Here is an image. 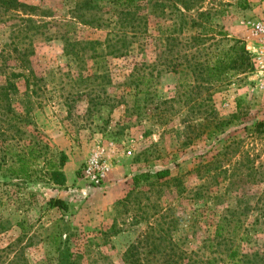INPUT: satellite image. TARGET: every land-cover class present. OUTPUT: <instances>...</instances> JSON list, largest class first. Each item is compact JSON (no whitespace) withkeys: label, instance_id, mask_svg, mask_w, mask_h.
Returning <instances> with one entry per match:
<instances>
[{"label":"rangeland","instance_id":"obj_1","mask_svg":"<svg viewBox=\"0 0 264 264\" xmlns=\"http://www.w3.org/2000/svg\"><path fill=\"white\" fill-rule=\"evenodd\" d=\"M18 1L37 7L33 13L37 28L20 31L21 21L13 12L0 22V85L11 77L23 93L25 80L16 75L31 76L30 125L22 127H29L52 151L68 156L63 168L67 184L22 181L0 172V223L5 227L0 228V263L12 259L16 264V240L21 234L17 224L22 220L34 225L38 235L25 250L28 262L47 263L54 250L45 243L43 227L52 232L61 218L69 223L74 252L84 254L80 264H208L210 252L204 242L213 237L216 224L225 215L242 221L237 232L242 252H264V134L248 132L264 122V90L255 68L264 47V37L256 32L258 23L264 25V2L248 0V7L239 6L238 0L205 2L209 25L226 33L229 41L242 40L254 62L253 71L231 74L230 80L211 86L198 78L200 71L185 80L187 74L164 69L158 27L170 22L156 15H150L141 53L107 56L96 64L90 46L77 47L82 50L77 57L67 54V46L69 42L106 40L105 26L74 18V13L85 12L88 19L94 4L102 0H89L90 6L85 5L88 0ZM104 5L102 20L115 21L109 5ZM199 15L197 9L188 14L197 20ZM199 32L194 28L184 37ZM211 43L199 46L202 53L196 51V45L195 60L204 61ZM220 44L231 43L220 40ZM18 46L29 62L27 69L21 66ZM178 50L185 51L182 46ZM142 63L157 68L149 94L138 93V76H132L134 67ZM161 69L164 71L157 74ZM212 117L221 123L217 130ZM13 122L12 129L1 124L7 131L6 145L16 141ZM232 143L236 147L226 149ZM94 159L105 170L99 187L83 173ZM215 160L219 161L215 166L225 172L219 185L210 190L208 183L214 181L201 178L206 171L201 166ZM166 169L171 180L166 185L153 177L151 183L136 187L135 175ZM108 180L122 189L113 203L106 199ZM133 190L147 195L133 193L125 201ZM56 198L68 203L67 212L48 207ZM257 220L263 224L256 225ZM150 222L159 236L161 229H171L165 241L148 239ZM25 244L26 240L17 248Z\"/></svg>","mask_w":264,"mask_h":264},{"label":"trees","instance_id":"obj_2","mask_svg":"<svg viewBox=\"0 0 264 264\" xmlns=\"http://www.w3.org/2000/svg\"><path fill=\"white\" fill-rule=\"evenodd\" d=\"M98 1V0H97ZM208 0H102L101 3H95L92 8L94 13L85 19V12L74 13V18L79 20L81 18L85 24L97 27L105 26L108 29V34L104 42L101 41H87L85 43L69 42L68 55L74 57L80 56L82 50L77 47L90 46L92 51V58L96 60V64H100L107 56L115 58L126 57L129 54L141 53L145 47V37L148 33V26L150 15H156L158 18L165 19L170 23L166 26H159L158 32L161 35L159 40V48L165 58L162 61L165 64V70L185 76L188 80L191 73L200 71L201 78L211 86L221 84L236 74H245L254 69V62L252 54L248 51L246 44L240 39H233L229 41L228 35L222 31L216 32L212 25L206 18L210 15L209 9H205L204 4ZM212 1V0H210ZM215 1V0H214ZM264 2V0H261ZM238 5L241 7H248V0H238ZM90 1H86L85 5L90 6ZM108 9L113 11L116 17L115 21L102 20L104 12L100 13V9ZM107 9V10H108ZM151 9V12H148ZM198 10L200 15L199 19L189 17L188 14L193 10ZM212 10V9H210ZM37 11L36 6H30L21 3L18 0H0V22L5 20L9 13H16L21 21L19 26L20 31L28 30L29 28L36 27L37 21L34 19V12ZM107 12H105L106 15ZM107 22V23H106ZM198 28L200 32L197 36H187L190 30ZM222 36L221 42L227 40L230 45H221L217 36ZM212 41L208 52L204 53V61L198 62L195 60L196 53L193 49L197 45V52L199 46L205 45ZM80 45V46H79ZM217 45L214 49L213 46ZM182 46L185 51H177ZM69 48H71L69 50ZM211 50V51H210ZM16 52L20 55V63L24 69H27L26 64L29 62L25 59L24 53L20 52L19 46ZM23 54V56L21 55ZM182 57V59H180ZM160 58V57H159ZM158 58V60H159ZM163 58V56H162ZM26 67V68H25ZM149 67L153 71L149 70ZM146 67L145 63L136 65L133 69L132 76H138L136 80L138 93L149 94L154 87L152 81L154 80L153 73L157 70L156 65ZM99 69V66H98ZM164 69L158 70L157 74H161ZM233 74V75H231ZM150 75V77H149ZM148 76V78L146 77ZM24 79L26 83V91L21 93L17 83L11 80V77L6 79L4 85H0V172L2 175L7 174L11 179L22 181L42 180L49 184L56 186H66L67 176L63 170L68 156L64 152L56 153L50 149L48 144L37 136H33L29 127H22L24 123L30 125L27 121L30 113L32 112V78L29 75L18 74L16 79ZM184 84L187 85V82ZM144 86L145 89H139ZM138 100L135 99L134 103ZM172 102L175 99L171 100ZM23 107V112L20 111ZM212 113H214V104L211 106ZM211 113V114H212ZM214 128H219L220 121L212 117ZM13 121H16V141L12 145H6L7 137L1 126L2 123H7L8 129L13 128ZM15 128V127H14ZM264 134V122L257 123L252 128L248 129L249 133ZM7 138V139H6ZM47 145V146H46ZM15 146V147H13ZM235 144H230L226 149L235 148ZM16 148V149H13ZM4 154V155H1ZM220 155V154H218ZM10 157V158H8ZM58 157V159H57ZM218 160L210 164L202 165L205 175L201 178H207L208 182L213 180L214 183H208V188L212 190L214 186H218L222 180L225 171ZM170 176V171L160 170L155 174L141 173L135 175L134 183L136 187L141 183H151L153 177H157L158 181H162L165 185L171 180L167 178ZM166 179V180H165ZM176 181V179H174ZM140 192L134 190L127 196L125 201H129L133 195ZM140 195H147L146 192H141ZM150 197V196H149ZM50 209H59L60 211L67 212L69 210L68 203L60 198L51 199L48 202ZM150 233L148 239H158L159 241L166 240L170 234L171 229H161L160 236L156 234L155 225L150 222ZM257 224H263L259 220ZM4 223H0V228L5 230ZM242 221L232 220L227 215L222 216L216 224V230L213 237L204 242L203 247H208L210 252L208 264H264V252L244 253L240 249V241L238 239V229L241 227ZM17 226L21 229V234L16 240V264H30L26 257L25 250L28 248L29 243L38 238L37 231L33 232L34 225L30 224L27 220L19 221ZM43 227V226H42ZM45 233V243L53 248V254L45 264H80L79 259L83 257V253H75L73 250L72 235L69 233V223L65 218H61L54 223L52 232L49 228L43 227ZM173 237L169 241H173ZM244 238V237H243ZM242 238V240H243ZM26 240L25 246L23 244ZM171 241V242H172ZM11 247V245L9 246ZM9 247L7 249H9ZM198 254H196L197 256ZM181 258V257H179ZM171 260V256L168 258ZM14 260L3 261L0 264H14ZM43 264V263H40ZM172 264V263H171ZM175 264V263H174ZM197 264V263H193Z\"/></svg>","mask_w":264,"mask_h":264},{"label":"built area","instance_id":"obj_3","mask_svg":"<svg viewBox=\"0 0 264 264\" xmlns=\"http://www.w3.org/2000/svg\"><path fill=\"white\" fill-rule=\"evenodd\" d=\"M256 32L264 37V25L258 23L256 25ZM258 57L255 60V68L260 78V88L264 90V47L261 52L258 53ZM84 175L89 176L92 184L95 186H102L104 183L105 170L103 164L98 160L94 159L89 163L83 171Z\"/></svg>","mask_w":264,"mask_h":264},{"label":"crops","instance_id":"obj_4","mask_svg":"<svg viewBox=\"0 0 264 264\" xmlns=\"http://www.w3.org/2000/svg\"><path fill=\"white\" fill-rule=\"evenodd\" d=\"M118 183L110 184V181L108 180L105 182V186H107L108 195L106 199H108V202H115L117 199L121 197L122 189L117 185Z\"/></svg>","mask_w":264,"mask_h":264}]
</instances>
